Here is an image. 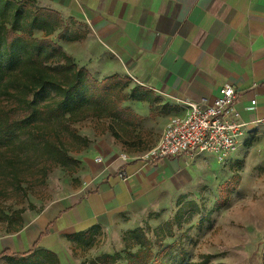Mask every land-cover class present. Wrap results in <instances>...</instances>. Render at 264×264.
Segmentation results:
<instances>
[{"label":"crops","instance_id":"0c3cea01","mask_svg":"<svg viewBox=\"0 0 264 264\" xmlns=\"http://www.w3.org/2000/svg\"><path fill=\"white\" fill-rule=\"evenodd\" d=\"M36 6L54 11L61 23L48 35L33 29L34 36L60 44L98 80L130 79L123 92L133 95L122 103L130 113L121 122L134 130L124 145L93 143L79 159L74 189L21 214L13 231L0 234V259L32 248L65 259L72 242L82 241L68 236L90 229L92 237H119L137 212L177 188L184 155L139 156L157 145L171 119L187 112V102L212 103L223 83L235 88L245 124L227 158L243 144L264 153V0H36ZM63 26L66 37L58 39ZM77 27L84 36L73 39Z\"/></svg>","mask_w":264,"mask_h":264},{"label":"rangeland","instance_id":"374dc122","mask_svg":"<svg viewBox=\"0 0 264 264\" xmlns=\"http://www.w3.org/2000/svg\"><path fill=\"white\" fill-rule=\"evenodd\" d=\"M13 13L12 5L4 6L0 22L10 25ZM74 31L84 36L81 28ZM30 51L28 44L16 47L8 62L0 48V113L27 104L54 105L61 98L54 89L41 90L29 83L30 63L25 57ZM43 63L59 82L75 71L56 69V65L68 63L59 53ZM76 67H81L80 61ZM24 83L31 89L27 90ZM95 109L82 106L78 116H88L64 125L31 119L9 133L5 143L0 142V234L11 232L20 224L15 214L18 210L22 211L20 214L38 211L74 189L80 178L79 159L89 154L93 143L105 140L124 145L125 139L133 136L134 126L111 117L91 116ZM45 143L59 146L73 161L60 163L51 158L43 148ZM250 147L243 144L223 162L211 154L181 156L177 188L137 212L130 226L113 241L112 236L99 233L90 245L83 240L72 242L65 259L38 252L37 263L5 258L0 259V264H98L95 258L105 252L102 250L119 252V264H126L129 258L136 264H148L153 259L155 264H264V153ZM234 184L225 203L219 205L222 194ZM3 215L9 218L3 219Z\"/></svg>","mask_w":264,"mask_h":264},{"label":"trees","instance_id":"16d2710c","mask_svg":"<svg viewBox=\"0 0 264 264\" xmlns=\"http://www.w3.org/2000/svg\"><path fill=\"white\" fill-rule=\"evenodd\" d=\"M13 6V18L10 25L7 22H0V48L2 47L6 53L8 62H11L14 56L16 47H23L25 44L31 46L32 51L28 52L25 61L30 63L27 68L30 71V82L33 88L38 87L41 90L45 88L54 89L60 94L61 98L54 104H27L25 106L11 107L0 113V142H6L9 133H14L20 129L25 123L31 119H40L45 121H55L60 125H64L66 121H74L87 117L86 114L78 116V111L84 105H90L95 109L91 116H106L117 120H126L130 113L127 107L122 106V103L133 95L123 92L124 87L130 81L127 76L110 75L100 80L84 67H76V62L66 56L64 49L60 44L54 42L49 37H36L33 34V29H42L45 35H48L54 30L56 24L61 23L58 15L51 10L38 8L36 0H0V10L6 6ZM67 30L63 26L58 33L59 38L66 37ZM81 35L73 34L71 38L77 39ZM59 53L68 63L56 65V69L75 71L68 75L65 81L59 82L51 75L46 68L49 67L43 62L50 60L53 55ZM2 71L0 70V76ZM17 83L22 84L19 80ZM27 90L31 89L26 83L23 84ZM44 150L51 158L60 163H65L67 160L73 159L59 146L53 143H45ZM236 184L229 187L222 194L219 205H223L227 196L235 188ZM21 210L15 212L16 217L21 220ZM3 219L9 218L8 215H3ZM130 233H134L131 231ZM70 239H79L87 242V245L92 244V229L85 232H78L68 236ZM46 255L57 259V255L52 251H45ZM38 251L34 248L24 253L6 254L15 261L23 263H37ZM136 256L137 254H132ZM151 253H149V257ZM121 259L119 252H103L96 256L95 261L98 264H119ZM148 264H155V259L148 261ZM126 264H136L135 260L129 258Z\"/></svg>","mask_w":264,"mask_h":264},{"label":"built area","instance_id":"2783aa9c","mask_svg":"<svg viewBox=\"0 0 264 264\" xmlns=\"http://www.w3.org/2000/svg\"><path fill=\"white\" fill-rule=\"evenodd\" d=\"M236 96L235 88L229 83H223L212 103L201 105L187 102V112L171 119L157 145L139 158L156 160L170 156L212 153L219 162L225 161L238 143L245 126L234 105ZM251 103L254 104V100ZM121 158L125 160L127 156L123 154ZM119 176L122 179L127 177L123 170L119 172Z\"/></svg>","mask_w":264,"mask_h":264}]
</instances>
